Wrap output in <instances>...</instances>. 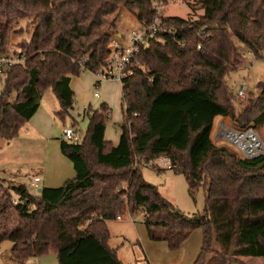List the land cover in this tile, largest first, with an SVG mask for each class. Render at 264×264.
<instances>
[{
  "label": "trees",
  "instance_id": "trees-1",
  "mask_svg": "<svg viewBox=\"0 0 264 264\" xmlns=\"http://www.w3.org/2000/svg\"><path fill=\"white\" fill-rule=\"evenodd\" d=\"M184 1L202 14L164 18L172 33L158 32L140 47L121 86L123 120L115 146L105 139L106 104L95 111L88 106L82 111L88 119L84 136L60 142L72 179L57 188L42 187L37 196L22 184L11 186L12 193L0 184V242L10 243L11 261L23 264L54 251L57 264H122L107 243V222L140 211L148 239L171 251L201 231L192 264H205L207 254L223 264L264 260V154L245 159L230 144L211 138L216 117H229L230 126L240 130L264 123V81L237 114L229 97L218 99L225 77L244 59L238 45L264 59V0ZM120 8L138 21L150 23L155 16L150 0H0L1 49L9 34L23 29L26 34L18 44L24 62L6 69L1 80L0 138L16 136L46 88L60 104L57 115L62 120L69 115L71 77L79 75L85 58L88 71L101 68ZM23 20L25 27L15 29ZM86 149L104 171L92 168ZM161 157L169 162L167 169L185 178L192 200L203 190L201 213H182L144 181L141 167Z\"/></svg>",
  "mask_w": 264,
  "mask_h": 264
},
{
  "label": "rangeland",
  "instance_id": "rangeland-1",
  "mask_svg": "<svg viewBox=\"0 0 264 264\" xmlns=\"http://www.w3.org/2000/svg\"><path fill=\"white\" fill-rule=\"evenodd\" d=\"M190 3L193 5L194 1L190 0ZM193 7L195 10L193 9L192 11L184 0H169L164 5L162 14L163 17L195 19L202 14V10H199L197 5H193ZM19 27H25L24 20L19 21L14 28L18 29ZM139 27L140 24L135 15L124 8H120L115 26L110 30V40L116 37L120 44L125 45L130 32L139 29ZM118 35L123 36V39H119ZM24 38H26L24 29L20 32L17 30L9 34L6 47L18 48V44ZM238 48L243 54L244 59H240L241 63L225 77L226 88L218 94L220 101H224V98L227 97L231 99V106L234 108L235 114L247 105L249 97L253 100L256 98L259 93L257 89L258 83L264 81V59H255L251 53V49L245 46L238 45ZM262 56H264L263 53ZM71 80L74 103L69 115L64 116L63 120L57 115L60 111V104L56 96L51 88H46L43 90L39 102L42 121L37 123L38 129H30L27 126L29 125L27 124L28 122H26L21 124L15 137L10 140L0 138L1 190L12 193L10 190L11 186L22 184L31 196H37L38 188L41 187V184L32 183V176L41 173V165L45 163V155L53 150L51 145L55 144V139L62 138V129L64 127H71L77 133L79 139L84 136L88 126V119L82 113L83 106H89L91 111H95L99 109L101 104H106L111 113L105 121V139L113 146L117 144L120 135L118 125L123 120L121 115V85L109 81L102 82L95 87L94 77L90 72H80L78 76L71 77ZM243 84L245 85V96L239 98L237 91ZM94 92L98 93V98L93 97ZM13 97L14 94H11L9 101H12ZM43 113L46 116H43ZM224 118L229 125L233 124L234 121L229 117ZM216 121L217 117L214 119V126ZM252 128L256 130L264 142V123L257 127L252 126ZM42 131H45V135L49 137H44L42 135L44 133H40ZM86 158L94 170L99 172L104 171L102 168L94 166L91 150L87 151L86 149ZM135 161H138L137 157H135ZM152 162L153 165L151 166L150 163ZM152 162L145 163L141 167L144 181L156 186L160 195L176 206L182 213L188 215L201 213L205 204L203 190L199 189L195 193L194 200H192L187 193L188 187L185 178L166 168V158H157ZM157 167L164 170L161 172L157 171L155 169ZM123 185L125 186V184ZM15 200H17V197L12 195V204L17 203H13ZM119 216L121 220H111L107 223L110 237L107 243L111 249L115 250L117 259L122 264H142L141 260L144 259L145 249L141 236L145 228L141 224V221L144 214L140 211L137 215L130 216L124 212L123 215ZM136 225L138 226V231L135 228ZM9 246L10 243L8 241L0 242V264H17L9 259ZM241 261L244 264H264V260L261 258H242ZM31 263L57 264V255L54 251H49L23 264ZM205 264L223 263L215 258L213 254H207Z\"/></svg>",
  "mask_w": 264,
  "mask_h": 264
},
{
  "label": "built area",
  "instance_id": "built-area-1",
  "mask_svg": "<svg viewBox=\"0 0 264 264\" xmlns=\"http://www.w3.org/2000/svg\"><path fill=\"white\" fill-rule=\"evenodd\" d=\"M155 16L150 23L146 21H138L139 29L132 30L125 45L120 44L115 37L111 39L107 50L109 55L101 68L96 71H88L84 64L85 59L81 60L80 71L90 72L94 77V86L97 87L102 82H116L121 86L126 77L130 75V68L133 67L135 57L139 53L140 47L145 45L158 32L172 33L173 27L168 25L164 20L162 9L164 4L158 0H150ZM123 39V36H118ZM25 60L23 55H20L19 48L5 47L1 49L0 46V90L2 89V78L4 71L13 65L22 64ZM237 96L243 98L245 96V85H241L237 91ZM94 98H98V93H93ZM88 107L83 106L82 111H87ZM109 117V113L106 114ZM211 137L214 143H228L233 146L245 159H253L264 154V142L261 140L256 130L252 127L245 130L234 129L226 121L224 117H217L215 126H212ZM62 139L68 142H77L79 137L71 127H64L62 129ZM244 145V146H242ZM167 162V163H166ZM165 166L169 168V162L166 160ZM153 165V162L150 163ZM38 178H33L32 183H36ZM31 183V184H32ZM18 202L15 200L13 203ZM120 220V216L117 217ZM35 264V263H31Z\"/></svg>",
  "mask_w": 264,
  "mask_h": 264
},
{
  "label": "crops",
  "instance_id": "crops-1",
  "mask_svg": "<svg viewBox=\"0 0 264 264\" xmlns=\"http://www.w3.org/2000/svg\"><path fill=\"white\" fill-rule=\"evenodd\" d=\"M71 83L72 80L70 82V86ZM71 89L73 90L72 86ZM110 113L111 112H109V114ZM43 116L46 115L43 113ZM41 119L42 114H40V109L38 106L34 115L27 121V124H29L27 126H29L30 129L33 130L38 129L37 123L42 121ZM40 133H44L42 134L44 135V137H49L45 135V131H42ZM61 139L56 138L55 144L51 145L53 147V150L45 155V163L41 165V173L32 176V179L38 178V181L36 183L41 184L40 188L60 187L67 180L72 179L75 175L72 164L60 152ZM135 228H137L136 230L138 231L137 225ZM146 237L147 233L145 230L143 231V234L141 236V241L145 249L144 259L141 260L142 264H192V262L198 255L201 246V231L198 230L193 231L185 240V242L182 243L180 248L176 251L169 250L165 243L152 242L148 239V237L147 241Z\"/></svg>",
  "mask_w": 264,
  "mask_h": 264
},
{
  "label": "water",
  "instance_id": "water-1",
  "mask_svg": "<svg viewBox=\"0 0 264 264\" xmlns=\"http://www.w3.org/2000/svg\"><path fill=\"white\" fill-rule=\"evenodd\" d=\"M38 192H39V190H38ZM23 204H24V202H23Z\"/></svg>",
  "mask_w": 264,
  "mask_h": 264
}]
</instances>
